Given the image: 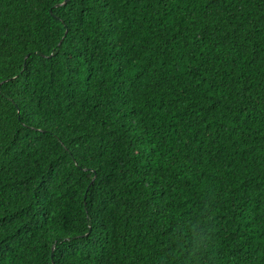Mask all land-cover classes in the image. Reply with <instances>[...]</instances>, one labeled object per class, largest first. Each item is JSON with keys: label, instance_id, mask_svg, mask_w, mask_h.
Segmentation results:
<instances>
[{"label": "trees", "instance_id": "obj_1", "mask_svg": "<svg viewBox=\"0 0 264 264\" xmlns=\"http://www.w3.org/2000/svg\"><path fill=\"white\" fill-rule=\"evenodd\" d=\"M0 264H264V0H0Z\"/></svg>", "mask_w": 264, "mask_h": 264}]
</instances>
